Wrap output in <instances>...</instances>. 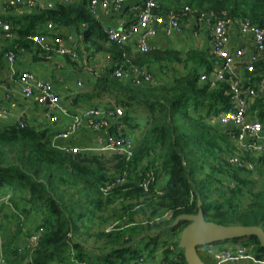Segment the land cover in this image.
<instances>
[{"label": "trees", "instance_id": "trees-1", "mask_svg": "<svg viewBox=\"0 0 264 264\" xmlns=\"http://www.w3.org/2000/svg\"><path fill=\"white\" fill-rule=\"evenodd\" d=\"M158 1V11L163 13L175 8L183 17L182 9L188 5L197 14L215 11L222 15L225 11L231 17H248L264 25V0ZM49 2L54 5L42 7L40 3L19 11L12 4L8 13L0 12V18L11 22L15 35L0 47V65L11 49L26 48L36 58L55 52L43 48L31 35L47 34L50 39L59 34L64 38L77 35L80 43L74 46L80 58L66 57L71 64L80 62L89 76L82 80L85 85L74 95L75 101L83 105L94 101V105L115 111L123 108V132L135 140L136 149L130 159L96 151L69 153L52 144L59 130L56 124L30 118L21 125L0 119V198L9 196L0 213L6 206L10 209L0 216V259L4 256L10 264H188L179 242L189 221L171 225L182 213H197L200 200L208 220L264 228V181L257 187L264 177V155L261 161L257 157L254 169L231 164L232 129L211 121L231 107L229 82L212 85L200 79L202 68L210 69L215 60L209 49L159 46L136 51L109 39L102 20L90 11V0ZM50 22L53 28L48 27ZM81 44L84 51L79 49ZM107 53L112 59L104 58L98 71L92 61L97 54ZM92 64L95 72L87 67ZM117 65L123 66V77L112 74ZM133 65L147 67L153 80L136 84ZM243 69L245 80L250 77L256 83L262 79L264 52L253 71ZM107 96L116 104L102 102ZM138 105H146L150 112L142 135L136 133L140 124L131 123ZM248 112L264 124V96L250 98ZM88 140L72 138L62 143ZM108 185L113 186L105 191ZM118 202L121 207H116ZM108 209L112 211L106 213ZM169 212L171 217H166ZM141 215L148 220L135 219ZM109 221L111 225L104 227ZM15 224L16 229L9 232ZM41 226L44 231L37 247L19 252L18 245ZM163 231H170L169 240L161 238ZM93 237L101 242L96 248L87 245ZM243 238L250 240L245 245L256 257L264 260L259 239ZM145 239L149 248H138ZM200 250L206 264H216L213 255ZM245 262L241 264H264Z\"/></svg>", "mask_w": 264, "mask_h": 264}, {"label": "built area", "instance_id": "built-area-1", "mask_svg": "<svg viewBox=\"0 0 264 264\" xmlns=\"http://www.w3.org/2000/svg\"><path fill=\"white\" fill-rule=\"evenodd\" d=\"M70 2L71 0H64ZM128 0H90L89 8L92 14L98 16L100 10H120ZM41 0H12L0 2V12L7 10L10 4L25 6L32 9L39 5ZM49 7L53 2L47 3ZM158 0H132L130 6V19L123 20L119 25H108L105 32L111 41L120 45L132 43L136 51L148 52L157 46L150 43V38L158 37L162 30L166 36H172L183 32L182 18L190 16L195 18V33L198 35L202 27L208 25L211 29V47L210 53L214 56L210 69H202L200 74L201 81L210 82L212 85L219 81L227 80L230 85V103L231 107L221 111L212 121L220 123L223 126H230L232 129V138L236 145L244 150L256 154V157L264 155V124L258 117H252L249 112L250 98L264 96V77L256 83L248 77L246 80L241 72L245 68L253 71L255 63L260 59L264 52V25L253 21L248 17H231L224 11L218 14L215 11L202 12L197 14L196 10L186 5L181 14L172 8L166 13L159 12ZM53 28L52 22L48 24ZM238 27L241 34L250 37L253 40V46L234 47L231 46L232 29ZM0 34L4 39L10 41L14 38L11 22L0 18ZM35 42L43 48L55 51L63 56H70L72 59H79L80 52L74 46V34L70 33L68 38L61 34L50 39L47 34L38 33L31 35ZM131 45V46H132ZM24 48H22L23 51ZM112 59V55L107 53L105 60ZM18 52L14 49L8 50L5 54V62L14 77V81L19 83L22 95L33 102L44 107L42 111L43 122L62 125L53 134V146L69 153L77 152H104L110 154H121L130 159L135 153V140L125 134V122L121 119L124 113L123 108L117 107L116 111L104 106L94 104H80L75 101L74 94L69 97L63 96L55 87L51 79L36 75L29 69L18 66ZM114 76L123 77V66H116ZM133 80L136 84L151 82L153 74L147 67L133 65L131 70ZM83 81L78 80L77 85L83 86ZM26 109H21L14 119L21 125L29 123L26 116ZM10 116L9 110L4 108L0 100V119H7ZM111 128H115L114 131ZM105 131V133H104ZM92 140H88L89 138ZM77 139H87L84 144L76 142L62 143V141ZM230 162L243 168L254 169L255 160H244L240 154L231 155ZM123 178H118L115 184L121 183ZM148 186L147 184H145ZM113 185L104 188L108 191ZM9 196L0 198V207L3 200ZM172 213H167L166 217H171ZM44 228L41 226L37 231H33L30 236L18 245L19 252L23 250L33 251L40 240ZM205 253L214 256L216 264H230L236 261L262 262L252 252L247 245L241 244L237 248L230 246L218 248L212 243L209 246L202 247ZM0 264H10L4 256L0 259Z\"/></svg>", "mask_w": 264, "mask_h": 264}, {"label": "crops", "instance_id": "crops-1", "mask_svg": "<svg viewBox=\"0 0 264 264\" xmlns=\"http://www.w3.org/2000/svg\"><path fill=\"white\" fill-rule=\"evenodd\" d=\"M4 1V0H0ZM9 2H12V0H6ZM49 1H54V0H41V5L44 6L47 5ZM132 0H128L123 7L120 10H107L103 11L100 10L98 14V18H100L103 23V25L106 27L108 25H119L123 20L130 19V6H131ZM18 6L19 11H24L23 7L25 6ZM11 7L10 6L7 8V10H3L1 12L8 13V9ZM4 19V18H3ZM182 23H183V32L181 33H176L172 36H166L165 33L161 30L159 32L158 37L155 38H150L149 41L152 44H155L157 47H173L177 49H187L191 45L199 48H205L209 49L211 47V29L208 25L202 27V32H200L198 35L195 33V18L190 17V16H184L182 18ZM194 36L192 44H184V38L190 34ZM184 37V38H183ZM169 38L168 40H166ZM6 43V40L3 38V36L0 34V47ZM80 43V39L77 38V35H74V40L73 44H78ZM231 46L234 47H240V46H246L248 48H251L253 46V40L250 37H247L239 31L238 27H234L232 29V35H231ZM133 47V45H132ZM186 47V48H185ZM134 49V47H133ZM135 50V49H134ZM18 52V66L20 69L25 68L28 69L27 65L33 64V63H49L51 60L54 59L56 67L54 69H43L46 72L44 73H36V75L51 79L53 83L55 84V87L57 90L65 97H69L72 94H76L78 91H80L81 87L77 85L78 79L76 83H72L68 81L65 76H69L71 73L81 71L83 70L81 68V64L77 65L75 67L74 64H71L68 62L67 57H65V62L59 61L58 58H60V54L57 52L54 53H46L43 54V56L40 55V57H34L30 52H28V49L24 48L22 51V48L17 50ZM105 58V55H100L97 54L96 58L92 61L94 63L95 67L97 68L98 71L102 70V63L103 59ZM28 65V66H29ZM88 69H90L92 72H95V69L93 68V64L91 67L87 66ZM30 70V69H29ZM31 71V70H30ZM86 72H88L87 69H85ZM33 72V71H32ZM242 74H244V69H241ZM89 74V72H88ZM89 76V75H87ZM244 76V75H243ZM85 85V84H83ZM0 100L3 103L4 108L9 110L10 116L7 119L15 120L14 116L21 110V109H26V116L28 119L34 118V119H40L42 117V108L43 106H35V103L33 101H30L26 99L21 91H20V86L18 82L14 81V77L11 75V72L6 64V62L2 65H0ZM42 121V119H40ZM58 129L63 128L64 126L62 125H56Z\"/></svg>", "mask_w": 264, "mask_h": 264}, {"label": "water", "instance_id": "water-1", "mask_svg": "<svg viewBox=\"0 0 264 264\" xmlns=\"http://www.w3.org/2000/svg\"><path fill=\"white\" fill-rule=\"evenodd\" d=\"M202 204L200 200L197 213H182L171 225L176 226L183 220L189 221L181 232L179 242L188 264H206L199 253V246L204 244L256 236L264 247V228L261 225L222 224L208 220Z\"/></svg>", "mask_w": 264, "mask_h": 264}, {"label": "rangeland", "instance_id": "rangeland-1", "mask_svg": "<svg viewBox=\"0 0 264 264\" xmlns=\"http://www.w3.org/2000/svg\"><path fill=\"white\" fill-rule=\"evenodd\" d=\"M54 1H60V0H54ZM75 1H78V0H75ZM179 2H183L184 0H178ZM177 2V0H169V3L170 4H174V3H176ZM168 3V2H167ZM200 32H202V30H200ZM184 38V37H183ZM193 38H194V36H192L191 35V33L190 34H188L185 38H184V44H192V41H193ZM169 38H167L166 40H168ZM129 45H132V43H129ZM193 45H191L190 47H192ZM84 46H83V44H81V46L79 47V49L81 50V51H84ZM186 48V47H185ZM184 49V48H183ZM60 58H58V60L59 61H62V62H65V57L63 56V55H60L59 56ZM80 63V62H79ZM29 65V64H28ZM27 65V67H28V69H30L31 71H33V72H36V73H43V69H54L55 67H56V64H55V61H54V59L53 60H51V62H49V63H43V62H39V63H33V64H30L29 66ZM77 65H79V64H77ZM77 65H75V67L77 66ZM182 64H179V68L180 69H182ZM204 68V67H203ZM202 68V69H203ZM212 67H210V70L212 71ZM46 70L44 71V73L46 72ZM87 75H89L88 74V72H86L85 70H81V71H77V72H74V73H71L69 76H65L64 78H66L68 81H70V82H72V83H76V81L78 80V79H82V80H87V78H88V76ZM85 84V83H84ZM82 87H84V86H82ZM81 87V88H82ZM97 101V100H96ZM111 102V103H113V104H116V100L114 99V98H112V97H109V96H107V97H105L103 100H102V102H104V103H106V102ZM92 102H94V101H87V104H93ZM135 111L133 112V115H135V119L134 120H132L131 121V123H139L140 124V129H136V133L138 134V135H142V133H143V131L144 130H146V128H147V119L149 118V116H150V112H149V108H147V106L146 105H138V106H136L135 107V109H134ZM212 121V120H211ZM213 122V121H212ZM130 128L128 127V130H129ZM234 140V138H231V140ZM231 141V143H232V145L234 146V154H240L241 155V158L242 159H244L245 161L246 160H255L256 161V159H257V157H256V154H254V153H251L250 151H247V150H244V149H241V148H239L237 145H236V142H235V140L234 141ZM231 164H233V163H231ZM233 165H235V164H233ZM259 177V176H258ZM264 181V177L257 183V187H259L261 184H263L262 182ZM0 195H2V194H0ZM6 201V200H5ZM121 202H118V205L116 206V207H121V204H120ZM9 210L10 209H8V207L6 206L2 211H1V213H0V216H1V218L4 216L3 214H2V212H9ZM112 211V209H108L107 211H106V213H110ZM148 216L147 217H145V216H143V215H141V216H136V220H138V221H145V220H148ZM111 222L112 221H109L108 222V224H106L104 227H109L110 225H111ZM16 224L15 225H12L10 228H9V232L10 231H12V230H15L16 229ZM170 232V231H169ZM168 231L166 232V231H163L162 233H160V236H161V238L162 239H164V238H167L168 240L170 239V237H169V235H168V233H169ZM1 242L4 240V237L3 236H1ZM89 242L90 243H88L87 245L89 246V247H94V248H96L97 247V244H100L101 242L100 241H98V238H96V237H93V238H91V239H89ZM241 244H251L250 243V240H248V238H239V239H231V240H225V241H219V242H214V243H212V245H214V246H216V247H218V248H226V247H230V246H233V247H235V248H237L238 246H240ZM210 244H204V245H200L199 246V250L202 252V247H205V246H209ZM148 246H150V243H149V241H147L146 239L145 240H141L140 241V243L138 244V248H142L143 250H146V249H148L149 247ZM162 248H164V246L163 247H160V249H159V251L162 249ZM2 252V250H1V247H0V253ZM202 255L205 257V254H203L202 253ZM94 261H96V258L94 259ZM243 261V262H242ZM242 261H236V262H232V263H230V264H241V263H247V262H245L244 260H242Z\"/></svg>", "mask_w": 264, "mask_h": 264}]
</instances>
